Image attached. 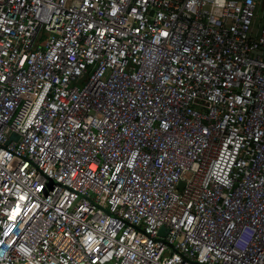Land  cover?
Instances as JSON below:
<instances>
[{
  "label": "built area",
  "instance_id": "obj_1",
  "mask_svg": "<svg viewBox=\"0 0 264 264\" xmlns=\"http://www.w3.org/2000/svg\"><path fill=\"white\" fill-rule=\"evenodd\" d=\"M260 4L0 0V264H264Z\"/></svg>",
  "mask_w": 264,
  "mask_h": 264
},
{
  "label": "rangeland",
  "instance_id": "obj_2",
  "mask_svg": "<svg viewBox=\"0 0 264 264\" xmlns=\"http://www.w3.org/2000/svg\"><path fill=\"white\" fill-rule=\"evenodd\" d=\"M262 14H264V7H263V4L261 5H259L258 6V10H257V12H256V14H255V17H256V19H255V21H254V24H253V28L256 30V29H258V27L261 25V23H262V20L260 19V17L262 16ZM84 81H85V79L84 78H82V79H80L78 82H76V85L77 86H81L83 83H84Z\"/></svg>",
  "mask_w": 264,
  "mask_h": 264
},
{
  "label": "water",
  "instance_id": "obj_3",
  "mask_svg": "<svg viewBox=\"0 0 264 264\" xmlns=\"http://www.w3.org/2000/svg\"><path fill=\"white\" fill-rule=\"evenodd\" d=\"M12 139H15V136L14 135H11L10 137H9V140H12ZM181 183H179V187H181ZM165 232V230L163 229V228H161L160 230H159V235H163V233Z\"/></svg>",
  "mask_w": 264,
  "mask_h": 264
}]
</instances>
